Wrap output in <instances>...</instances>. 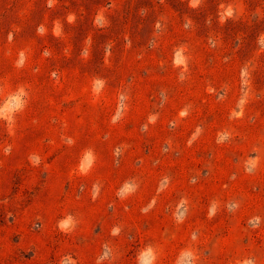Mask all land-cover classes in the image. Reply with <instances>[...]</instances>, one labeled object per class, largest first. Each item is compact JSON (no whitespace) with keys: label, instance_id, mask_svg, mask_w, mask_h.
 I'll use <instances>...</instances> for the list:
<instances>
[{"label":"rangeland","instance_id":"1","mask_svg":"<svg viewBox=\"0 0 264 264\" xmlns=\"http://www.w3.org/2000/svg\"><path fill=\"white\" fill-rule=\"evenodd\" d=\"M0 264H264V0H0Z\"/></svg>","mask_w":264,"mask_h":264},{"label":"crops","instance_id":"2","mask_svg":"<svg viewBox=\"0 0 264 264\" xmlns=\"http://www.w3.org/2000/svg\"><path fill=\"white\" fill-rule=\"evenodd\" d=\"M183 164L184 165L178 174L173 172L170 168H165V170L163 169L160 171L159 175L164 177V178H168V179H171V178L176 179V177H178L177 178L178 180L184 179L188 173L186 170H184V168L187 169V167L194 165V160H193V158H191V155H188V157L183 156ZM174 179H172V180H174ZM169 187H172V185L164 183V184H162V186H160L159 192H157V190H155L154 187L151 188L149 191H147L148 194L144 200L151 206L153 204H155V205L172 204V202H174L178 199V196L180 194L188 197L190 200L191 199L194 200V193L197 191L195 189H194V191H191V190L182 188V193L179 192L180 190H173L174 192L172 194V190Z\"/></svg>","mask_w":264,"mask_h":264},{"label":"clouds","instance_id":"3","mask_svg":"<svg viewBox=\"0 0 264 264\" xmlns=\"http://www.w3.org/2000/svg\"><path fill=\"white\" fill-rule=\"evenodd\" d=\"M70 19H71V17H70Z\"/></svg>","mask_w":264,"mask_h":264}]
</instances>
